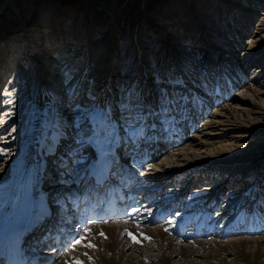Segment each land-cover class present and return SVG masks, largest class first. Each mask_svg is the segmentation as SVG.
I'll list each match as a JSON object with an SVG mask.
<instances>
[{"label":"bare ground","instance_id":"6f19581e","mask_svg":"<svg viewBox=\"0 0 264 264\" xmlns=\"http://www.w3.org/2000/svg\"><path fill=\"white\" fill-rule=\"evenodd\" d=\"M237 1L225 0L220 3L236 5ZM259 1H247L251 2L250 7L252 9L263 11V16L259 19L256 27L251 25V21H247L250 31L249 27L238 30L241 33L244 30L243 34L248 33V35H251L250 40L242 44L240 38L243 34L241 37V34L236 36L232 34L231 36L234 49L239 50V52L243 51V54H237L235 60L247 61L246 67L238 68L233 65L232 68L229 67L228 62L224 64L225 66L219 64L216 67L224 73H226V69H228V72L236 70L234 80H230L229 83L227 81V84H208L210 78L208 72L211 64L203 58L197 64L199 67L204 64L201 69H204L205 72L199 71L200 75L198 77L193 75L188 80L186 78V81H184L185 77L180 75L183 81L187 83L185 86H188V88L183 86L182 95L178 93V89L172 92L164 89L152 93L151 90H148V95L151 97L149 101L146 100L148 102L147 112H143L142 109L135 112L113 111V113L115 112V119L111 118L112 111L108 108L105 99L108 94V87H110L109 83L113 79L114 69H117L118 66L115 37L112 33L107 34L108 36L104 39L105 42L101 44L99 49L90 50L96 52L95 55L100 57V60L94 70L88 69L81 79V82L85 81L84 88L81 87L80 80L62 82L63 78L54 75L49 67L50 61L47 60L46 55L49 45L37 44L34 47L35 49L33 48L35 51L40 49L39 51L43 55L42 62L47 61V65L42 64V62L39 63L32 57L28 59V62L33 63V67H28V73L31 74L30 85L33 86L30 89L31 105L28 112L25 111L22 119L19 120L18 127L22 131H19L18 128L15 129L13 134V136L19 134L17 158L8 161L9 166L3 177L0 173V185L2 187H0V202H4L1 203L0 211H3L5 207L9 208L18 186L25 183L27 186L32 184L43 186V179L46 176L44 175L41 178L39 173L45 172L49 175L50 170H47L48 167L57 169L65 161L64 165L68 164L65 168L69 169L71 164L76 161L75 173H80L86 165L87 158L84 156L90 146H97L107 139L111 142L114 140L116 144H119L121 142L120 137L128 136L134 142L137 140L143 142L153 138L151 135L152 127L154 130L157 127L160 134L162 132L173 133L175 134L173 138L176 139L172 142L170 148H167L168 145L157 147L154 155L150 154L146 157L144 166L140 162L137 163L143 167V170L140 180L137 181L134 188L139 185L142 186L144 191L142 192L141 188H137L140 189L137 191V195L146 196V199L143 203L140 200H135L129 212L127 211V215L130 214L129 219H132L133 222L143 220L142 224L134 225L131 221L122 220L91 224L86 232L87 242L90 243V246L88 247L83 242L80 248L68 247L63 251L54 252L52 254L53 264H77V261L80 264H264V233L262 231L264 222L256 223L257 220L263 221L264 218L260 216L255 221V215L252 213L247 216L243 209L238 220H233L235 213L241 212L240 203L245 201L247 190L236 186L230 187L231 193H229L231 195L224 197L225 200L217 195L221 193L222 186L228 184L231 179L234 180L236 176L240 177L244 174L247 164L253 162L252 165H255V162L259 159L264 160V145L260 146L261 150L258 152H252V148L250 149L246 145L248 141L252 140V137L264 135L262 131L254 128L257 120L258 122L264 120V75L262 76L264 74V5H260ZM6 2L9 6L14 5L12 0H6ZM56 13L54 9L42 8L39 17L46 30V41H48V44L53 45L58 40L56 49L59 50L63 42V36L52 32L55 28L59 29L60 26ZM166 18H168V24L162 27V33L164 34L161 35V43L163 42L165 46H169L173 42L179 43V40L183 39L185 34L190 35L191 32L192 47L196 48L197 52H201L202 57L209 53L208 49H211V47L201 31L186 30V25H182L178 21L175 22L168 15ZM22 44H24L22 48L4 46L0 49V78L5 77V68L9 69L10 66L15 67V64H20L19 62L15 63L16 56L22 57L20 60L25 59L24 54L27 55L29 50L32 49L29 45L30 42L27 43V40ZM174 45L176 46V44ZM57 46L60 47L57 48ZM5 50L10 52L12 60H10L7 53H3ZM86 50L88 51L87 48ZM22 51L23 54H21ZM160 51L162 53H159ZM170 51L171 49L161 50L157 46L150 54L155 56L160 68H167L168 77L174 81L177 75L172 70L174 68L172 54L167 53ZM220 51L222 52L221 48L216 52L220 53ZM71 52L72 50L68 51V58ZM223 54L225 58L227 54L225 52ZM138 56L139 53H137V58L138 63H140L142 61ZM52 57H55V55ZM92 57L95 58V56ZM9 61L12 62L11 65ZM62 62L64 64L63 60ZM257 63H260L261 67L255 69L254 65ZM197 69L198 67L195 69L196 73L198 72ZM144 78L145 81L149 79L148 77ZM202 78H204V82L201 81ZM190 84L198 90L205 89L204 96L198 95L193 89L190 91ZM16 85L18 87V84ZM10 86L11 84L6 85L0 90L2 96H5L9 91L12 93V87ZM63 86L67 90L66 99L75 94L79 102L85 105L83 109L86 111L85 116L80 120V123L76 124V127H83L84 129L85 125L82 121L85 120L92 131L88 134H81L82 129L77 134L75 133L74 138L77 140L78 145L71 154L78 157L74 156L72 158L69 153V155L60 156L59 158L52 155V158L49 159L51 153L57 150V146H59L58 141L62 129L70 124L63 119L59 111L53 112L54 105L61 101L60 88ZM119 86L121 88H115L110 92L119 91L120 89L125 90L123 88L124 83L119 84ZM130 87L125 91L127 92L130 89L129 92H133L134 86L131 85ZM106 88L107 90H105ZM141 90L139 89L137 94L140 95ZM175 94L178 95L176 97H185L182 103L179 104L181 105L179 113L175 112L174 105L171 107L166 106L165 97H175ZM125 96H127V93L123 97ZM129 96L133 95L129 94ZM12 100L11 98L7 101L11 102ZM151 100L154 102L152 105L150 104ZM124 105L127 108L130 107V109L134 108V104ZM155 105L156 107H152ZM126 106L122 105V108ZM148 113L154 117V124L148 123L147 127L138 126L136 128L129 126L126 130L117 126V124L120 126L122 123L132 125L142 116L143 118L145 115L148 116ZM166 113H169V117L166 116ZM204 118L206 120H203ZM159 121L161 124L158 125ZM0 130V135H2V128ZM185 131L187 133H183ZM162 139L167 140L166 142L169 143L167 137ZM53 143H56V146ZM84 152L85 154H83ZM3 155H6L5 152ZM141 158L143 159L145 156ZM49 162L53 164L49 165ZM69 172L70 170H68L67 176L62 175L63 172H60L57 174V178L50 177V179L56 180V183L52 184L50 189L57 191L59 184H61L59 182H67L73 186L77 179L73 178L71 172ZM211 173L212 175H210ZM72 174H74V171H72ZM211 176H215L214 182ZM61 178L62 180H60ZM48 181L50 180L48 179L45 183ZM210 181L213 184L203 185L204 190L198 191V188H196L195 192L191 190L187 194L186 191L184 193L185 197H183V190L192 187L195 182L197 184V182ZM243 182L236 183V185H242ZM160 185L166 186L159 190ZM168 186L174 188V190H166ZM210 186L213 187L210 188ZM259 191H262V189L259 188ZM147 194L151 195L148 196ZM41 196L44 197V194ZM261 197V203L264 205V192H262ZM200 204L208 205L209 208L205 207L204 210H199ZM176 205L179 208L176 211L171 210L169 212L164 222H162L163 225L155 228H152L153 225H143L144 220L148 219L154 212H156L157 219L160 222L164 217V210ZM10 208L15 210L11 206ZM189 208L191 209L186 210ZM133 209L136 211H133ZM187 212L190 213L187 214ZM182 214H184L183 219L179 220V216H182ZM197 214L198 216H196ZM185 215L191 216V219L185 217ZM206 216H211V218H206ZM203 219L206 222L205 224L200 222ZM189 226H191L193 234H189ZM182 229L186 233L176 234L177 230L181 231ZM97 232L106 235V239L103 240L99 236L97 237ZM129 233L132 235L130 236ZM132 236H135V241Z\"/></svg>","mask_w":264,"mask_h":264},{"label":"rangeland","instance_id":"374dc122","mask_svg":"<svg viewBox=\"0 0 264 264\" xmlns=\"http://www.w3.org/2000/svg\"><path fill=\"white\" fill-rule=\"evenodd\" d=\"M13 6H9L6 3V0H0V49L4 46L8 47H18L22 48L24 46L26 40L27 43L30 42L32 49L29 50L28 54H24L25 59L20 60L22 57L14 56L15 63L19 62L20 64H15V67L5 68L4 73L5 77L0 78V87L1 89L10 85L12 87L13 99L11 102H8V105H2L0 109V129L7 127L5 129L6 135L8 137L9 133H12L10 137L13 136L15 129H18V125L22 119V116L25 111L28 112V109L31 105L30 92L33 87L30 85L31 74L28 73V67H33V63L28 62L30 57L35 58L36 61L42 62V53L38 49L37 51L33 50V48L37 44H42L43 46L49 45L47 48V60L49 62V67L54 72V75H58L63 78V81H79L83 78L84 74L88 69L91 71L98 65V61L100 57H97L96 52L90 51L91 49H99L101 44L105 42L104 39L112 33L115 37L116 49H117V69H114L113 79L109 83V90L107 88L108 94L105 96L106 104L110 103V107L108 108L110 111H118L122 108V105L119 107L117 101L121 98L123 99L124 94L126 93V89L131 88L130 86H134V91L128 93L135 96L131 99V102L137 99H140L139 103L142 104V110L147 109L148 102L146 100H150V95H148V90L150 92H159L160 90L166 89L167 91L180 90L178 93L180 95L183 94V89L187 85V80L192 78L193 75L198 77L200 75L199 71H204L199 67L197 63H200L201 59H206V62L211 64L209 67V83L208 84H227L230 80H234V76L236 74V70L228 72L226 69V73L221 70L216 69L217 65H224L227 63L229 67L233 68V65L238 68L246 67L247 61H240L238 59L235 60L238 56L239 50L234 49V44H232L231 36L234 34H243L238 30L249 27L247 21H251V25L256 27L259 22V19L262 18L263 11H259V9H252L251 2H247L248 0H238L236 5H224L220 3L225 0H12ZM235 1V0H232ZM257 2V1H256ZM260 5H264V0L259 1ZM42 8L54 9L57 12V18L59 21V29H54L52 32L55 34H60L59 36H63L61 47L57 46L59 50L56 49L57 41L53 45L48 44V41L44 29L43 23L40 21V11ZM220 8V9H219ZM240 10V12H238ZM254 10V11H252ZM169 11V12H168ZM54 13V12H52ZM170 16L172 20L175 22H181L182 25H186L189 31H201L204 38H207L206 41L209 42L211 49L209 53L202 57L201 52H197L193 46V41L191 38V32L189 34H185L184 38L179 40V43H171L165 46V44L161 43V35L162 27H165L168 24V18L166 16ZM173 16V17H172ZM54 24L53 22H51ZM251 26V27H252ZM255 29V28H254ZM170 31V30H169ZM250 31V27H249ZM108 34V35H107ZM250 36L248 33H244L240 38L242 44L247 43L250 40ZM57 37V36H55ZM188 37V38H187ZM45 39V40H44ZM25 40V41H24ZM177 42V41H176ZM164 44V45H163ZM176 44V46L174 45ZM27 45V44H26ZM138 45V46H137ZM246 45V44H245ZM161 48V50L171 49L170 52L173 57V73H175L176 77L179 80L174 83L172 79H170L167 75V68H160L159 63L155 60V56L150 54L156 47ZM90 49H89V48ZM227 47V49H225ZM231 47V48H230ZM44 48V47H43ZM55 48L54 50H52ZM88 49V51L86 50ZM222 50L220 53H217L218 49ZM260 48V47H258ZM35 49V48H34ZM231 49V50H230ZM72 50L67 57L68 51ZM227 50V51H226ZM31 52V53H30ZM46 52V49H45ZM227 55L224 58V54ZM3 53H7L10 58L12 55L8 50H5ZM2 53V54H3ZM137 53H139V59L142 62L138 63ZM159 53H162L160 51ZM23 54V51L21 52ZM55 57H52L53 55ZM92 56H95L92 57ZM223 56V58H222ZM10 60H12L10 58ZM19 60V61H18ZM64 61V64L62 62ZM93 60V61H92ZM95 60V61H94ZM10 62V61H9ZM61 62V63H60ZM90 62H93L90 64ZM12 62H10V65ZM42 64L47 65V61H43ZM93 64V65H92ZM196 66H195V65ZM243 64V65H242ZM260 63L254 65V68H260ZM8 65V63H7ZM92 65V66H91ZM64 66V67H63ZM225 66V65H224ZM196 67L197 73L195 72ZM61 68V70H60ZM116 68V67H115ZM13 69V70H12ZM201 69V70H200ZM9 70V71H8ZM261 70V69H260ZM232 72V73H231ZM264 73V72H263ZM161 74V75H160ZM233 74V75H232ZM181 77H185L183 81ZM264 74H262L263 76ZM222 76V77H221ZM233 76V77H232ZM144 77H148V81H145ZM225 77V78H224ZM227 77V78H226ZM233 78V79H232ZM165 80V81H164ZM221 80V81H220ZM3 81V83H2ZM173 81L174 84H170L169 82ZM200 81V79H199ZM198 81V82H199ZM204 82V78L201 79ZM212 81V82H211ZM264 81V77H263ZM147 82V83H146ZM219 82V83H218ZM124 83L123 88L125 90L120 89L119 91H112L115 88H121L119 84ZM191 83V82H190ZM232 83V82H231ZM18 84V89L14 88L15 85ZM17 86V85H16ZM31 86V87H30ZM161 86V87H160ZM184 86V87H183ZM61 87V86H60ZM81 87H85V81L81 82ZM170 87V89H169ZM57 88V86H55ZM190 88V87H189ZM0 89V90H1ZM66 87L63 86L60 88L61 92V101L58 104H55L53 107V112H60L62 114L63 119L67 121V123L74 122L73 127L71 129L70 124L67 125L64 129H62V133L59 136L60 139H64L65 141L68 139L70 141H74L68 147L70 148L64 150L63 148L57 146V150L52 152L55 154V157H63L65 155L71 154L76 150V145H78L77 140L74 138L75 133L82 131L83 127H76L77 123H80V120L85 116L86 111L83 110L85 105L79 102V99L74 94L69 99H66L67 90ZM139 89L141 90V94H137ZM192 91L193 88H190ZM177 90V91H178ZM198 90L196 88L193 89ZM196 92V91H195ZM199 93H203V91H199ZM3 93V92H2ZM150 93V94H151ZM238 93V92H237ZM7 94V93H6ZM3 95V94H2ZM1 95V96H2ZM140 97V98H138ZM185 98V97H184ZM183 98V99H184ZM125 101V100H123ZM154 102L151 100L150 104L152 105ZM11 104V105H10ZM61 104V105H60ZM65 105V107H64ZM69 108L65 111L66 107ZM72 105V106H71ZM194 105V104H193ZM60 106V108H59ZM126 106V105H123ZM127 107V106H126ZM152 107H156L152 106ZM136 109V108H135ZM132 109H130L131 112ZM112 111V112H113ZM147 112V111H146ZM264 113V110H263ZM149 114V113H148ZM203 120H206L204 118ZM202 120V121H203ZM132 122L131 120H129ZM201 121V122H202ZM262 122H258L255 124V129H259L264 133V120H260ZM82 121L84 125H87V121ZM128 122V121H127ZM4 123V124H3ZM9 123V124H8ZM149 123V122H148ZM147 123V124H148ZM161 124L160 121L158 125ZM200 124V121H199ZM201 125V124H200ZM149 126V125H148ZM165 126V125H164ZM147 127V125H145ZM86 128V127H85ZM85 128L83 129L81 134L86 133ZM89 126L86 128L88 129ZM122 128V127H120ZM69 129H71L69 133ZM19 131L22 129L19 128ZM92 130L90 129V132ZM89 132V133H90ZM4 135V132H2ZM69 134V135H68ZM72 134V135H71ZM88 134V133H86ZM1 135V137H3ZM18 140L19 134L15 135ZM73 137V138H71ZM70 138V139H69ZM5 140V139H4ZM167 141V140H166ZM165 141V142H166ZM7 142V140L5 141ZM60 141H58L59 143ZM263 142V143H262ZM64 140L61 141V145L63 146ZM166 144L171 145L172 142H166ZM259 144V145H258ZM185 145V144H184ZM248 147L254 151H259L260 146L264 145V135L263 136H254L252 140L246 143ZM258 145V147H257ZM164 146V145H162ZM182 146V145H181ZM17 144L10 143L6 148L10 151L17 150L16 155H18ZM156 152V150H155ZM153 153V155L155 154ZM2 151L0 152L1 155ZM49 156V159L52 158V154ZM5 156H0V173L4 174L6 169L8 168V161H12V156L15 154L13 152L5 151ZM85 154V152L83 153ZM82 154V155H83ZM72 158L78 157L77 155L71 154ZM264 161V160H263ZM260 159L255 162V165H252L253 162H250L246 165L247 169L244 170V174L240 177L236 176L230 185L231 187H238L243 189L242 185L247 182H253L255 179L256 183L252 185H258L260 189L263 191L264 188V162ZM53 164L49 162V165ZM65 161L60 164L57 169L47 168L50 171L48 172L50 177H56L57 174L63 172L62 175L67 176L68 170L74 168L75 163H72L69 169L65 168L68 164L64 165ZM58 171V172H57ZM71 172V171H70ZM69 172V173H70ZM256 172V173H255ZM255 173V174H253ZM46 176V174H44ZM212 175V173L210 174ZM3 177V176H2ZM213 177V176H211ZM49 179L47 183L50 182L48 189L51 188L52 184L56 183V180ZM48 179H43V184L46 187ZM215 180V176L213 177V182ZM232 180V179H231ZM258 180V181H257ZM54 183H51V182ZM58 181V180H57ZM242 185H236V183H241ZM213 182H197L200 185L194 183V185L187 189L191 192V190L195 192L198 188V191H201L204 187L203 185H210ZM231 182V181H230ZM262 182V183H258ZM229 183V182H228ZM246 184V185H247ZM62 185V184H59ZM197 185V186H196ZM226 189H221L223 191L229 190L225 195L222 196V191L220 197L224 199V197L231 195L230 186ZM213 186H210V188ZM225 187V186H224ZM179 189L178 187H175ZM166 190L173 191L174 188L166 187ZM204 190V189H203ZM247 190V189H246ZM53 191V190H52ZM165 192V191H164ZM230 192V193H229ZM225 200V199H224ZM208 210V209H207ZM263 212L262 209L256 208V213ZM190 212H187V214ZM252 214V212L250 213ZM246 215V214H245ZM261 218H264L261 216ZM111 225V224H109ZM163 225L162 223L153 225L152 228ZM264 233V229L262 230ZM100 239L105 240L106 235H98ZM96 239V237H95ZM215 240V239H213ZM88 241V240H87ZM141 247V245H140ZM226 258V257H225Z\"/></svg>","mask_w":264,"mask_h":264},{"label":"snow or ice","instance_id":"6c2138e0","mask_svg":"<svg viewBox=\"0 0 264 264\" xmlns=\"http://www.w3.org/2000/svg\"><path fill=\"white\" fill-rule=\"evenodd\" d=\"M165 99L167 101V105H166L167 107H171L172 105H178V104L182 103V101H183V97L182 96H180V97H165ZM0 171H2V169H0ZM133 211H136V210L133 209ZM101 235H104V234L101 233ZM129 235L131 236L132 234L129 233ZM132 239L135 241L136 240L135 236H132ZM76 243L80 244L81 240L77 239ZM77 264H80V262L77 261Z\"/></svg>","mask_w":264,"mask_h":264}]
</instances>
